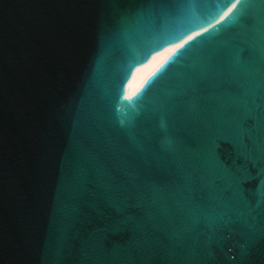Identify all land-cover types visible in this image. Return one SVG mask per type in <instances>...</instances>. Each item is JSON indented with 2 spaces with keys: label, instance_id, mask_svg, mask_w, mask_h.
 <instances>
[{
  "label": "snow or ice",
  "instance_id": "6c2138e0",
  "mask_svg": "<svg viewBox=\"0 0 264 264\" xmlns=\"http://www.w3.org/2000/svg\"><path fill=\"white\" fill-rule=\"evenodd\" d=\"M102 46L126 58L102 100L121 128L144 113L177 134L159 150L131 137L118 148L119 175L85 174L95 186V264L189 241L200 248L201 237L211 244L240 225L250 238L257 225L264 234V0H131Z\"/></svg>",
  "mask_w": 264,
  "mask_h": 264
},
{
  "label": "water",
  "instance_id": "95a60500",
  "mask_svg": "<svg viewBox=\"0 0 264 264\" xmlns=\"http://www.w3.org/2000/svg\"><path fill=\"white\" fill-rule=\"evenodd\" d=\"M130 6L0 0V264H95V186L85 174L103 167L119 175L118 148L131 137L159 150L177 134L144 113L122 129L102 102L126 66L122 52L105 54L102 36ZM147 71L135 73L134 85ZM256 227L252 238L240 225L211 244L201 237L200 248L191 241L183 250L154 247L128 264H264V234Z\"/></svg>",
  "mask_w": 264,
  "mask_h": 264
}]
</instances>
